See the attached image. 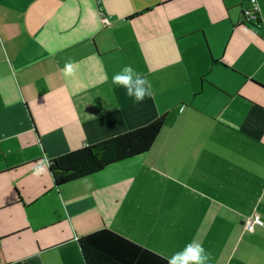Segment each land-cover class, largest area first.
Instances as JSON below:
<instances>
[{
	"label": "crops",
	"instance_id": "crops-1",
	"mask_svg": "<svg viewBox=\"0 0 264 264\" xmlns=\"http://www.w3.org/2000/svg\"><path fill=\"white\" fill-rule=\"evenodd\" d=\"M257 3L261 27L251 0H0V264H86L78 239L103 227L167 258L191 242L264 264V223L245 226L264 222ZM125 64L151 96L111 85ZM161 115L147 151L55 183L52 158Z\"/></svg>",
	"mask_w": 264,
	"mask_h": 264
},
{
	"label": "trees",
	"instance_id": "trees-1",
	"mask_svg": "<svg viewBox=\"0 0 264 264\" xmlns=\"http://www.w3.org/2000/svg\"><path fill=\"white\" fill-rule=\"evenodd\" d=\"M165 121L149 123L52 158L49 168L57 185L97 172L107 165L147 151ZM86 264H168L167 257L121 233L103 227L78 239Z\"/></svg>",
	"mask_w": 264,
	"mask_h": 264
},
{
	"label": "clouds",
	"instance_id": "clouds-1",
	"mask_svg": "<svg viewBox=\"0 0 264 264\" xmlns=\"http://www.w3.org/2000/svg\"><path fill=\"white\" fill-rule=\"evenodd\" d=\"M255 3V0H254ZM105 19V23H109ZM65 76H70L73 72L72 62H66L63 69ZM112 86H122L125 94L133 99L134 102L143 101L146 96H151V84L147 77L137 72L131 65L125 64L119 72L112 75ZM47 160L38 162L33 169V175L39 176L46 171ZM210 253L199 243H187L185 246L174 252L167 258L168 264H210Z\"/></svg>",
	"mask_w": 264,
	"mask_h": 264
},
{
	"label": "built area",
	"instance_id": "built-area-1",
	"mask_svg": "<svg viewBox=\"0 0 264 264\" xmlns=\"http://www.w3.org/2000/svg\"><path fill=\"white\" fill-rule=\"evenodd\" d=\"M253 3V8L250 10H246L244 11V20L248 23H252L254 25H257L259 27H261L262 25V20L260 17V12H259V6L257 3V0H251ZM105 19H107L108 21H110V18L107 15L103 16V21L105 23ZM110 23V22H109ZM109 23H105V24H109ZM263 35H264V31H263ZM263 220L260 217V215L255 214L252 217H248L245 219V226L247 229H253L255 224H263Z\"/></svg>",
	"mask_w": 264,
	"mask_h": 264
}]
</instances>
